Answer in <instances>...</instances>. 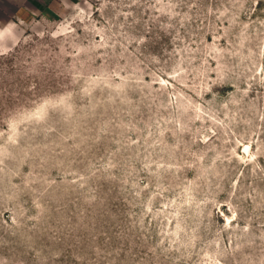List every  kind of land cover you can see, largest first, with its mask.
<instances>
[{
    "label": "rangeland",
    "instance_id": "rangeland-1",
    "mask_svg": "<svg viewBox=\"0 0 264 264\" xmlns=\"http://www.w3.org/2000/svg\"><path fill=\"white\" fill-rule=\"evenodd\" d=\"M0 264H264V0H0Z\"/></svg>",
    "mask_w": 264,
    "mask_h": 264
}]
</instances>
